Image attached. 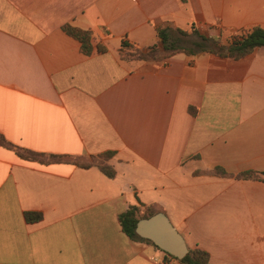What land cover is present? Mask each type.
Returning <instances> with one entry per match:
<instances>
[{
  "label": "crops",
  "instance_id": "crops-1",
  "mask_svg": "<svg viewBox=\"0 0 264 264\" xmlns=\"http://www.w3.org/2000/svg\"><path fill=\"white\" fill-rule=\"evenodd\" d=\"M192 26L227 53L264 0H0V264H182L122 231L130 207L212 264H264V181L237 177L264 172V47L165 52L159 30Z\"/></svg>",
  "mask_w": 264,
  "mask_h": 264
},
{
  "label": "trees",
  "instance_id": "trees-1",
  "mask_svg": "<svg viewBox=\"0 0 264 264\" xmlns=\"http://www.w3.org/2000/svg\"><path fill=\"white\" fill-rule=\"evenodd\" d=\"M181 1L185 2L186 0ZM64 30L67 34L77 39L81 43V50L84 54L89 55L92 53L91 32L84 31L70 25H66L64 27ZM174 34L176 35V37L171 38L170 32H168L167 30H159V37L165 45V52L176 53L179 51H183L189 54L207 52L237 60L249 55L256 48L264 47V29L261 27H255L249 31H243L242 33L238 34L229 45V51L227 53H224L226 45L222 44L219 39L207 37L206 35L202 34L195 26H192L190 31L176 29ZM189 36H195L197 37V40H190V42L188 39ZM185 42L191 43L192 46H184ZM130 47L131 46L129 44L123 43L121 46V51L127 48L130 49ZM159 53V49L155 45L148 48L147 50H136L133 54L136 59L151 61L159 60ZM0 147H12V145L2 135H0ZM21 151L23 150L17 149V154L23 158L38 159L37 157H39V154L28 151H24L27 152L26 154H24ZM106 155L111 156L112 153H108ZM51 159H58V157L52 155ZM101 169L109 177H113L115 174L114 170L110 167L101 166ZM215 173H217L218 175L227 174L225 170L220 168H217L215 170ZM237 177L239 179H253L264 181V172L248 171L239 174ZM141 213L143 212L138 207H130L125 213L120 216L122 231L131 239L144 240L136 234V225L139 220L148 218L156 214L155 212H149L148 215L143 216L141 215ZM41 217L42 216L40 213L30 212L25 214V218L28 222H37L41 220ZM151 244L154 245L153 243ZM164 254L165 256L176 259L165 252ZM180 262L182 264H212L209 253L198 248L189 249V253L182 260H180Z\"/></svg>",
  "mask_w": 264,
  "mask_h": 264
},
{
  "label": "water",
  "instance_id": "water-1",
  "mask_svg": "<svg viewBox=\"0 0 264 264\" xmlns=\"http://www.w3.org/2000/svg\"><path fill=\"white\" fill-rule=\"evenodd\" d=\"M135 231L140 238L153 243L158 249L179 261L189 253L185 238L162 212L139 220Z\"/></svg>",
  "mask_w": 264,
  "mask_h": 264
},
{
  "label": "rangeland",
  "instance_id": "rangeland-1",
  "mask_svg": "<svg viewBox=\"0 0 264 264\" xmlns=\"http://www.w3.org/2000/svg\"><path fill=\"white\" fill-rule=\"evenodd\" d=\"M191 41L194 40V39H190ZM151 212V211H149ZM149 212H144V213H141V215L145 216V215H148Z\"/></svg>",
  "mask_w": 264,
  "mask_h": 264
}]
</instances>
